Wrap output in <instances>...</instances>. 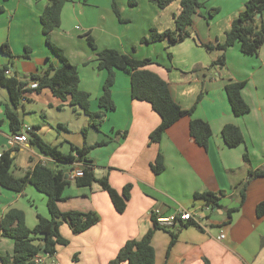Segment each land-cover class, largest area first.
Returning <instances> with one entry per match:
<instances>
[{
	"label": "crops",
	"instance_id": "crops-1",
	"mask_svg": "<svg viewBox=\"0 0 264 264\" xmlns=\"http://www.w3.org/2000/svg\"><path fill=\"white\" fill-rule=\"evenodd\" d=\"M116 2L124 22H118L110 10L112 0H68L60 27L51 33L52 42L78 68L79 88L90 94L91 111L100 110L99 99L108 73L98 69L97 51L84 37L87 33L93 36L98 51L111 48L138 60H151L148 69L169 84L174 100L186 110L195 105L196 108L192 115L168 128L160 143L150 144L149 136L161 124V117L149 103L132 98L131 77L121 70L115 71L112 88L115 110L107 112L99 131L91 128L93 132L89 129L86 135L82 130L88 121H83L80 134H73L69 125L81 114L49 89L26 95L16 110L21 128L31 126L33 133L64 154L71 152V145L81 148L105 141L104 146L88 155L95 176H107L120 193L125 186H132L127 208L121 214L98 183L79 187L71 179L64 192L65 200L59 203L60 210L96 212L101 220L80 234H74L64 223L60 233L69 244L59 245L56 255L47 262L109 264L127 241L141 239L153 228L152 212L159 210L161 216H169L185 210L198 216L199 223L178 222L167 230H156L152 240L155 264H264V217L256 214L257 205L264 200V177L251 181L243 204L237 191L251 171L264 169V48L258 55L248 56L239 45L225 53L203 46L223 42L247 0H201L204 8L194 17L191 37L176 45L167 41L142 44L141 39L148 37L152 28L159 32L174 28L175 16L180 12L178 1L164 10L149 0H138L135 7L129 6L128 0ZM47 5L48 0H0L4 8L0 12V69L8 67V77L27 80L51 63L62 65L42 33L41 15ZM174 5L176 8L172 9ZM212 10H217L215 15H210ZM262 19L264 22V13ZM4 44L14 58L3 52ZM27 49L29 57H24ZM222 55L226 58L225 67L212 66ZM230 81L246 82L242 97L250 112L244 116L237 117L232 112L225 91ZM33 85L29 83V87ZM8 107H12L8 91L0 84V155L15 149L14 175L22 177L43 163L65 170L69 177L74 166H58L44 156L31 143L32 134L26 144L13 143ZM67 109H72L71 118L61 114ZM192 120L210 124L213 136L207 148L192 138ZM227 125L241 130L244 142L240 146L226 145L222 130ZM159 155L165 169L155 174L152 165ZM197 193L216 194L220 207L206 210L209 205L196 199ZM11 209L24 213L29 229L36 227L40 217L50 218L47 196L31 184L21 193L0 188V222ZM171 233L178 237L170 248ZM223 234L224 239L220 238ZM13 250L14 241L2 237L0 231V256L12 254Z\"/></svg>",
	"mask_w": 264,
	"mask_h": 264
},
{
	"label": "trees",
	"instance_id": "trees-1",
	"mask_svg": "<svg viewBox=\"0 0 264 264\" xmlns=\"http://www.w3.org/2000/svg\"><path fill=\"white\" fill-rule=\"evenodd\" d=\"M4 2L8 0H2ZM68 0H48V5L41 15L42 33L45 36L49 49L56 55L61 62V66L49 64L41 73L30 75L27 80H19L16 77H8L6 72L8 67L0 69V84L7 89L11 106L6 110V115L10 120L13 134H18L21 129V121L16 110L21 106L23 99L28 93H40L43 89H49L52 94L62 100L75 111H81L88 117V126L83 130L86 135L88 130L93 128L100 130L107 112L115 110L112 99V88L115 83V71L121 70L131 77L132 98L138 101L149 103L153 110L161 117V124L150 134L149 143H160L168 128L186 116L193 114L196 105L189 110L182 108L178 104L170 91L169 84L158 74L150 71L148 66L152 64L149 59L138 60L127 54H123L116 49H103L98 51L96 42L87 33L86 37L90 47L96 52L98 69L107 71L108 75L103 85V95L99 99L98 112H92L90 108V94L80 90V76L78 68L73 65L64 54L63 50L55 45L51 40V33L61 25L62 10ZM87 3L88 0H72ZM160 10H164L174 2L178 1L180 12L175 16L174 28L159 32L152 28L148 37L141 39L142 44H152L155 42L167 41L170 45H176L190 38L192 35L191 27L195 15L204 8L201 0H149ZM128 5L135 7L138 0H128ZM112 8L117 18L124 22L116 0H112ZM0 6V12L3 11ZM217 10L210 11L213 15ZM264 0H247L244 9L233 21L230 29L225 33L223 42L214 44H203L211 50H219L225 53L229 48L239 45L243 54L256 56L264 48ZM260 16V17H258ZM2 50L9 57L14 58L7 44L2 46ZM30 50L27 49L24 57H29ZM172 58V55L169 54ZM226 58L224 55L212 63V66L219 68L225 67ZM29 83H37L35 88L29 87ZM246 86L245 81H230L225 86V91L235 116L241 117L250 112V107L242 97V89ZM201 100L199 96L197 103ZM34 129V128H33ZM32 134L31 143L40 152L52 159L56 165L83 164V176L75 179L79 187H90L98 183L102 190L108 192L111 201L118 213H124L128 201L131 197V185L125 186L120 193L114 189L107 176L97 178L94 173L92 161L88 158L89 153L98 147L104 146L105 141L97 142L93 146L76 147L71 145L69 154L62 153L58 147L45 143L39 135ZM190 134L198 145L207 148L213 131L209 123L203 120H192L190 123ZM222 136L226 145L230 148L240 146L244 138L239 127L227 125L222 130ZM15 149L4 151L0 155V188H5L17 193L24 191L27 185H33L39 192L47 196V207L50 218H39V222L34 229L26 226L24 213L20 210L11 209L0 222L1 236L14 241L12 254L0 256V264H36L35 258L39 255H49L54 257L59 245L67 246L69 241L60 233V227L66 223L74 234H80L98 224L101 217L96 212L70 211L62 212L59 203L65 200L64 192L71 183L70 177L65 178V170L52 168L47 164H38L33 170H29L24 176L14 175ZM245 161H249L248 155H244ZM75 168V167H74ZM164 159L158 156L152 165L155 174L164 171ZM264 177V169L251 171L248 178L241 182L237 187L241 204L246 198V191L252 180ZM196 199L203 200L212 208H219L220 197L214 193L195 194ZM230 211L229 213H231ZM258 218L264 217V200L256 208ZM153 228L150 229L141 239L129 240L120 249L116 258L109 264H155L156 252L152 245V240L156 230L163 229L158 222V215L152 212ZM177 224V223H176ZM175 224V225H176ZM191 224V222H188ZM185 224L183 226H187ZM170 248L177 241V233H171ZM75 259V258H74Z\"/></svg>",
	"mask_w": 264,
	"mask_h": 264
},
{
	"label": "built area",
	"instance_id": "built-area-1",
	"mask_svg": "<svg viewBox=\"0 0 264 264\" xmlns=\"http://www.w3.org/2000/svg\"><path fill=\"white\" fill-rule=\"evenodd\" d=\"M10 72L7 71L6 74H9ZM37 86V83H34L33 88ZM34 131V129L29 126V125H24L21 128V132L18 134H15L13 137V143L17 144H26L30 140V135ZM45 165V164H44ZM74 169L73 171L69 174L70 179L75 180L78 177L83 176V164L81 163H76L74 164ZM211 205L207 206L206 210H211ZM154 213L158 215V222L161 227H164L166 229L172 228L176 223L178 222H183V223H188V222H194V223H199L200 218L198 216H195L193 212L191 211H177L174 212L173 214L169 216H161L159 210H155ZM220 238L224 239L225 234L221 235ZM49 255H39L35 258L36 264H52L48 263L47 260L49 259ZM55 264V263H53Z\"/></svg>",
	"mask_w": 264,
	"mask_h": 264
},
{
	"label": "rangeland",
	"instance_id": "rangeland-1",
	"mask_svg": "<svg viewBox=\"0 0 264 264\" xmlns=\"http://www.w3.org/2000/svg\"><path fill=\"white\" fill-rule=\"evenodd\" d=\"M244 7H245V4L243 5V9H244ZM174 8H176V6L174 5L173 7H172V9H174ZM112 12L114 11L113 10V8H112V6H111V9H110ZM223 13H224V15L226 14V11L224 10L223 11ZM213 15H215V14H213ZM223 15V16H224ZM222 17H220L219 16V18L218 19H221ZM116 20L119 22L120 20L116 17ZM121 22V21H120ZM79 35V34H78ZM80 36V35H79ZM105 49H107V48H105ZM68 111H66L65 113H61V114H63V116L66 118L67 116H68V118H71V111H72V109H67ZM79 112V114H81L80 116V118L79 119H74V120H72V122L70 123V125H69V129H70V131L74 134V133H78V134H80L79 133V131H80V127H82V123H83V121H88V117L87 116H85L81 111H78ZM72 114H73V112H72ZM88 124V123H87ZM83 131V130H82ZM91 132H93L92 131V129H91ZM83 134H84V132H83Z\"/></svg>",
	"mask_w": 264,
	"mask_h": 264
},
{
	"label": "water",
	"instance_id": "water-1",
	"mask_svg": "<svg viewBox=\"0 0 264 264\" xmlns=\"http://www.w3.org/2000/svg\"><path fill=\"white\" fill-rule=\"evenodd\" d=\"M258 17H260V16H258ZM65 178L68 179V176H65Z\"/></svg>",
	"mask_w": 264,
	"mask_h": 264
}]
</instances>
